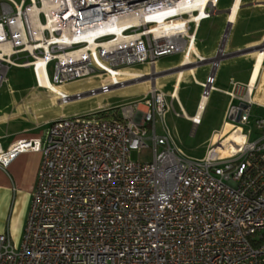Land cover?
Listing matches in <instances>:
<instances>
[{
	"label": "built area",
	"instance_id": "obj_1",
	"mask_svg": "<svg viewBox=\"0 0 264 264\" xmlns=\"http://www.w3.org/2000/svg\"><path fill=\"white\" fill-rule=\"evenodd\" d=\"M216 6L213 0H0V88L11 67L28 68L34 85L61 105L152 82L140 100L51 121L44 140L0 145V167L21 153H42L21 242L15 248L0 233V264H264V115L251 119L250 99L237 97L227 117L242 142L226 154L229 142L220 135L203 158L189 159L165 127L168 104L155 85L169 72L155 70L162 56L181 54L190 66L206 61L194 50L196 30ZM217 53L214 73L199 83L206 100L224 57ZM135 64L150 70L126 69ZM93 74L108 82L73 94L58 88ZM180 109L177 117L199 123ZM142 148H151V158L133 159Z\"/></svg>",
	"mask_w": 264,
	"mask_h": 264
},
{
	"label": "crops",
	"instance_id": "obj_2",
	"mask_svg": "<svg viewBox=\"0 0 264 264\" xmlns=\"http://www.w3.org/2000/svg\"><path fill=\"white\" fill-rule=\"evenodd\" d=\"M216 2L218 4L217 8L219 14L214 16L212 14L209 19L202 21L196 30L194 50L197 55L208 59L212 58L217 53V48L221 43L225 29H223L221 33V28L218 24H216V28H214L213 24L208 23V26L205 25L207 30L203 32L204 36L200 34L203 23L213 17H218V20L221 21L223 20L222 22L225 27L227 22H230L228 33L226 32L223 38L225 41L224 46H221L223 54L224 51L227 55L245 48L264 44V0H230L228 4L224 3L223 0H216ZM236 4L237 8L234 12L233 19L229 21V14H226L225 10L233 8ZM230 32L233 37L226 47V40ZM197 36H199L198 40ZM205 41H207L208 45L206 44L207 46L205 49H201L199 46L205 44ZM221 47H219L218 52L221 50ZM182 61L183 57L181 55V59L176 66H179ZM170 69L160 70L159 72ZM148 70H150V68ZM210 71L211 64L202 63L194 67L184 68L180 73L172 72L164 74L171 75L173 78L172 88L168 95L172 93L173 97L178 100L180 107L185 111V107L182 106L179 99L178 90L180 86L183 85L188 90L192 91L194 87L201 88L199 83L205 81ZM214 78V84L217 86H225V88H216V90L213 91H221L229 99L224 111L221 126L215 132L214 137L219 133L225 136V134L232 130V123L227 117V111L230 105L240 104V100L237 97L247 96V98L250 99L251 119L255 116L264 115V49L238 56L223 57L215 70ZM157 79L158 77L155 78V85ZM250 79L255 80V82L251 86L250 94H246V87L249 86ZM151 85L152 82L149 81L148 89ZM243 87H245L244 91ZM31 89L42 88L36 87L33 81ZM147 91H145V95ZM226 92H233L234 97L231 98ZM32 99L42 100L44 98L42 95H34L31 100ZM207 100L206 98H200L197 109L195 111L193 110L192 114H187L185 111L187 118L192 116H195L196 119L199 118V123L197 125L194 126L191 123L192 127H197L201 123ZM185 106L188 108L189 103ZM254 106L258 107L261 111H253ZM189 108L190 110L193 109V107ZM27 118L28 116H25L23 109L19 106L11 111L5 108L0 110V145L2 148H7L12 142L21 138H40L44 140L49 124L48 122L51 119L45 120V129H42L43 125H39L37 119L35 120L32 118L29 121ZM186 120L189 121L188 119ZM226 124H229L231 128L223 133ZM214 137L210 139L208 143L214 140ZM41 160L42 153L40 151H27L19 154L8 166L0 167V233H7L10 239H12L11 236L14 235L15 232L22 235L30 207L31 193L36 183L37 172Z\"/></svg>",
	"mask_w": 264,
	"mask_h": 264
},
{
	"label": "rangeland",
	"instance_id": "obj_3",
	"mask_svg": "<svg viewBox=\"0 0 264 264\" xmlns=\"http://www.w3.org/2000/svg\"><path fill=\"white\" fill-rule=\"evenodd\" d=\"M223 1L228 4L230 0ZM217 6L213 16L219 14ZM220 21L221 20H218V17H213L212 19L206 21L200 29V34L203 35V32L207 30L205 25L208 26V23L213 24L214 28H216V24H218L222 33L223 29H225V25L222 22L223 20L221 23ZM232 37V33L230 32L226 40V47L229 45ZM198 38L199 36H197V40ZM205 42V44L199 46L201 49H205L208 45L207 41ZM224 54L225 57V51ZM180 59L181 54L162 56L157 60L155 69L160 71L173 68L177 65ZM191 62H195V58H191ZM126 69L134 73L149 72V67L145 64L131 65ZM168 73H170V71ZM49 75L51 76V70H49ZM7 78L8 80L0 88V110L5 108L11 111L19 106L23 109L25 116H28L27 119L29 121L32 118L35 120L37 119L38 124L43 125L42 129H45L44 124L46 119H51L48 122L50 123L59 117L69 118L81 116L93 113L98 110V108L113 109L122 104L140 100L145 96V91H147L149 87V81L143 80L137 83L129 84L125 88L113 89L106 95L87 97L81 100H72L66 105H61L54 93L42 89H31V86L33 85V78L28 68L11 67ZM101 82L107 83V78L99 74H93L88 77L74 79L63 83L58 86V88L68 92L69 94H73L75 91L84 92L91 87H97ZM172 82L173 78L171 75H164V73L158 77L156 82V86L166 94L165 100L168 104V111L164 116L165 127L168 129L173 144L184 157L189 159H201L207 150L209 140L214 137L215 132L221 126L224 111L229 99L221 91H212L208 97L205 109L203 110L201 123L197 127H192L191 122L187 121L182 116L177 117L175 115V112L179 113V110L181 109L178 100H172L170 98V94L168 95L172 88ZM214 85L219 89L225 88V86ZM244 88L245 87H243V91ZM201 91L202 89L199 87H194L192 91L188 90L183 85L180 86L178 90L179 99L182 106L185 107L187 114H192L193 110L195 111L197 109L199 99L201 98ZM34 95H42L44 99L31 100ZM188 103L189 107H193L192 110L185 106ZM253 111L260 112L261 110L254 106ZM158 127L159 131H161V126ZM137 157H140L141 160H149L151 158V148H142L140 152L132 151V158L137 159ZM11 238L14 247L17 248L21 242V234L15 232Z\"/></svg>",
	"mask_w": 264,
	"mask_h": 264
},
{
	"label": "bare ground",
	"instance_id": "obj_4",
	"mask_svg": "<svg viewBox=\"0 0 264 264\" xmlns=\"http://www.w3.org/2000/svg\"><path fill=\"white\" fill-rule=\"evenodd\" d=\"M213 1L215 3H217L216 0H213ZM236 8H237V4L233 8H231V12L229 14V17H230L229 21H231L233 19V15H234V12H235ZM222 47H223V45H222ZM222 47H221V50L217 54V56L220 57V58L225 55V54L222 53ZM182 64H183L182 69L190 67L189 62L187 60H185L184 63H182ZM180 72H181V70L178 73H180ZM254 82H255V80H252V79L249 80V83H250L249 84V86H250L249 94L251 92V86L254 84ZM43 84H45V85H47V86H49V87H51V88L56 90V88L54 86H52V84L49 83L47 81V79L43 82ZM190 118H194L195 121H197L199 119V118L196 119L195 116H192ZM230 128H231V126L229 124H226L225 127H224L223 133L227 132ZM220 135H221L220 133L216 134L214 139H217ZM225 136H226L225 142H229V144L226 145V149L227 150H225V151L223 150V153H226V154L229 151H234L236 149L235 143H241L242 140H243L242 135L238 131H235V132L229 131L227 134H225Z\"/></svg>",
	"mask_w": 264,
	"mask_h": 264
},
{
	"label": "water",
	"instance_id": "obj_5",
	"mask_svg": "<svg viewBox=\"0 0 264 264\" xmlns=\"http://www.w3.org/2000/svg\"><path fill=\"white\" fill-rule=\"evenodd\" d=\"M230 12H231V8L225 10V13L226 14H230ZM229 25H230V22H227L226 27H225V30H224V34L222 36V40H221V43H220V46L219 47L222 46V43H223V46H224L225 41L223 40V38L225 37L226 32L228 33V27H229ZM262 49H264V44H260V45L253 46V47H250V48H245V49H242V50L233 52L231 54H227L226 56H238V55L245 54V53L252 52V51H260ZM213 60H217L216 55L213 56L212 58L206 59V61L204 63H211ZM194 66H197V65H192V67H194ZM182 67H183V64H180L179 66H176L175 68H172L169 71H170V73H172V72H179L180 70L182 71L184 69V68L182 69ZM212 73H214V70H211V74ZM235 121H238V116L235 118Z\"/></svg>",
	"mask_w": 264,
	"mask_h": 264
}]
</instances>
